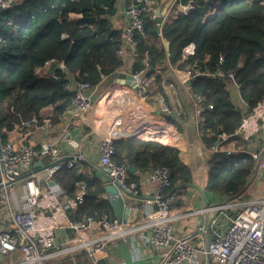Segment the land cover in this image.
<instances>
[{"label": "built area", "instance_id": "obj_1", "mask_svg": "<svg viewBox=\"0 0 264 264\" xmlns=\"http://www.w3.org/2000/svg\"><path fill=\"white\" fill-rule=\"evenodd\" d=\"M24 1L0 0V13ZM196 4L197 0H170L165 5L163 2L154 4V0H127L122 9L125 39L117 53L125 56L129 49H134L137 35L145 34L147 16L157 19L158 7L161 8L160 15L164 21L173 12L185 15L191 13ZM69 16L78 19L74 12H70ZM189 45L183 48L179 63L194 54V51L188 50ZM222 62L223 55H220L219 64ZM59 68L66 69L63 61H60ZM99 70H102V66H99ZM37 72L47 73L43 68H38ZM169 72L178 76L184 73L182 82L189 91L192 76L209 74L224 81L237 105L247 107L235 71L227 72L221 68L213 72L201 70L197 62H187L181 67L169 59L166 70L149 63L148 72H130L134 76L130 79L115 77L96 100L87 93L92 82L82 79L79 72L71 73L64 83V89L71 94L73 109L62 124L55 122L50 114L39 112L22 119L10 130L3 129L0 134V264H44L52 257L79 250L85 251L95 264H100L109 258V241L117 237L129 240L133 246V256L142 259L144 256L141 246L136 243V233L159 249L160 257L156 259V264H264V195L248 200L234 199L227 205L209 206L216 210L227 206L236 212L225 229L214 232L213 236L208 234L206 244L199 247L187 236L177 235L172 224L171 210L176 194L164 193L171 183V168L165 164L150 166L143 175L154 192L141 198V187L131 178L128 162H118L114 158L118 140L136 137L177 148L181 161L201 175L200 188L210 172L211 153L220 149L250 152L257 160V172L264 171V142L258 150H250L246 143L241 145L242 140L247 142L258 132L264 137V97L233 133H221L213 148H198L178 129L173 119L174 113L181 115V112L172 109L164 93L174 89V83L167 76ZM155 73H159V80ZM107 76L103 74L102 80ZM118 78L124 80L123 87L109 92L105 104L96 107ZM125 95L130 98L122 99ZM193 99L194 110L199 116L205 97L193 93ZM213 107L212 103L208 104L209 109ZM80 124L87 125L90 131L99 136L101 169L118 188V195L124 201L128 200L131 208H138L140 213L136 218L122 220L109 214L100 218L88 214L83 219H70L67 226L74 228L76 233L59 242L54 231L58 223V211L61 207L77 208L88 194L84 183L79 185L75 194H68L55 180L61 169L80 167L91 154L92 150L83 146L74 132ZM36 129L54 134L57 144L34 142L32 134ZM39 160L46 162L38 167ZM19 186L22 193L17 190ZM45 195L57 197L56 203L37 207ZM42 210L48 212L44 215ZM194 211L196 208L188 205L181 210V215ZM203 227L209 230L206 225Z\"/></svg>", "mask_w": 264, "mask_h": 264}, {"label": "trees", "instance_id": "obj_2", "mask_svg": "<svg viewBox=\"0 0 264 264\" xmlns=\"http://www.w3.org/2000/svg\"><path fill=\"white\" fill-rule=\"evenodd\" d=\"M92 6L93 0H26L0 13V134L49 105L53 120L61 121L71 102V94L64 89L69 74L79 72L82 79L99 83L103 74L113 75L123 67L125 56L117 53L125 39L123 30L108 29L104 22L92 21ZM215 6L216 0H197L191 13L173 12L162 24L161 34L157 32V19L147 17L145 34L136 37L141 56L146 52L157 58L165 56L164 41H169V59L175 65L183 67L187 62H197L201 70L235 71L246 108L237 105L224 81L204 73L189 81L190 91L205 97L199 129L210 148L221 133H233L264 97V0H221ZM70 12H83L84 19L71 18ZM191 43L195 44L194 54L179 63L183 48ZM52 60L63 61L66 69L37 72ZM140 68L135 65L133 71ZM123 83L114 82L108 93L123 87ZM209 103L214 105L212 109L208 108ZM116 150L114 158L118 162L123 151L138 150L136 166H169L172 179L164 191L166 195L195 182V171L181 161L175 147L133 137L118 140ZM209 166L206 191L233 198L247 193L254 185L258 167L250 152L223 149L211 153ZM83 178L73 168H63L57 174V181L71 194ZM74 209L72 218L113 215L110 201H98L96 192L90 189L84 202ZM45 264L94 262L79 250L52 257Z\"/></svg>", "mask_w": 264, "mask_h": 264}, {"label": "crops", "instance_id": "obj_3", "mask_svg": "<svg viewBox=\"0 0 264 264\" xmlns=\"http://www.w3.org/2000/svg\"><path fill=\"white\" fill-rule=\"evenodd\" d=\"M126 1L127 0H93V6L89 11V17L96 24L104 22L108 29L117 27L123 30L122 25L125 17L122 14V9ZM159 2H163V5H165L166 3H169L170 0H154V4H159ZM74 13H76L78 19H84L83 12ZM164 21L162 22V24L164 23ZM136 43L137 41L134 44V49H129L126 52L125 64L121 69H119L120 72H135L133 71L135 70V65L141 67L138 71L143 70L148 72L149 63L157 64L159 67H162L165 70L167 69L169 53L166 48L165 41L164 52L166 54L165 56H161V58L151 56L147 52L144 53L145 55H139L137 52ZM194 49L195 44L192 43V45H189L188 50L190 52L194 51ZM55 61L56 60H52L43 69L48 72L49 68ZM58 68L59 66L55 70H57ZM164 72L166 73V71ZM113 76L114 74L108 75L99 83H92V86L87 89V93H89L92 98L96 100L102 94L104 89L111 83L112 79L115 78V76L114 78H112ZM155 76L157 80L160 79L159 73H155ZM167 76L168 79L174 83V89L164 91V93L172 109L181 112V115H177L176 113H174L173 115V119L176 121L178 129H180L181 132L185 133L188 136L189 140L196 146H198V148H204L203 146L207 145L204 142L199 129V116L196 115V112L194 110L193 92L185 89V86L182 82V76H184V73H180V75L178 76V74L175 75L169 72ZM115 82L120 81L117 79ZM108 91L109 89L105 92V95L101 98V100L96 104V107H98L100 104H105L107 95L109 94ZM72 109L73 106L70 102L67 112H65L66 114L58 123L62 124L63 119H67V117L71 115ZM40 113L47 115L50 114L51 116H53L52 106L49 105L48 107L41 110ZM74 132L76 134V137L82 141L83 146H88V148L92 150L89 158H87V160L84 161L80 167L73 168L77 170L78 173L84 175V178L77 183L76 191L78 190L79 185L84 183L86 184L88 190L90 189L96 192L98 201H109V191L106 186L111 182L109 181L107 174L100 167V151L98 150L99 136L90 131V128L87 125L85 126L84 124H80L79 127L74 129ZM55 139L56 137L54 134H51L49 132L46 133L40 129L34 130L32 134V140L38 144H47L49 142H54V144H57L55 143ZM241 142V145H245L246 143L250 150H258V148L261 147L260 145L264 142V137L261 136V133L258 132L255 137L247 140V142H245L244 140H242ZM239 148L240 147H238V149ZM133 152L134 153H131L129 152V150L123 151L121 155V162L126 161L128 162L129 166H133L134 169H130V176L132 179L136 180L141 187V198H145L146 196L152 195V193L154 192V188L148 183L146 176L143 174L153 164L148 163L147 165L143 166L144 168L136 166V164H134L135 156H138V154L140 153L138 150ZM45 162L46 160H39L37 162V166L41 167ZM195 175L196 177L194 183L188 184L175 192L176 199L173 203V209L171 210L172 224L174 225L177 235L187 236L190 241H192V243L196 244L199 247H203L208 240V234H210V236H213L214 232L222 231L223 229H225L230 224V218L235 214L234 209H230V207L227 206L222 207L220 210H216L215 208L211 209L208 207L221 204L227 205V203L233 201L234 199H236L237 201L248 200L259 198V196L264 195V171L260 170L259 172H256L253 183L254 185L249 189L247 193L235 198L229 197L228 195H225L223 193L217 194L206 191L208 178L205 179V183L203 181V187L200 188V183L202 181L201 175L197 171H195ZM55 180L60 186L65 189V187L57 181V176ZM17 190H19V193H22L23 191L21 186H19ZM56 200L57 197L52 195L42 196L39 203L37 204V207L39 206L40 208L41 205L55 204ZM124 202L125 207L131 208L130 206L132 205H130L131 203L128 202V200H125ZM188 205H193V208H196V211L181 215V210H183ZM73 209L74 208L65 209L61 207V209L58 211V223L55 226L54 231L59 242H63L67 237H70L71 235H74L76 233V230L74 228L67 226V222L70 219H83L88 216L84 215L82 218H72L71 212L73 211ZM42 211L44 215L46 212H48V210ZM109 215L113 218H117L114 207V216L111 214ZM96 218L99 217L96 216ZM44 219L45 217L42 216V220ZM205 225L209 226V230L206 231L204 229L203 226ZM136 243L139 244L142 248V253L144 256L142 259H136L133 256V246L131 245V242L129 240L126 241L121 237H117L109 241L108 245L110 246L111 251L109 258L103 260L100 264H156V259L160 257L159 249L150 244L147 239H145L138 233H136Z\"/></svg>", "mask_w": 264, "mask_h": 264}, {"label": "water", "instance_id": "obj_4", "mask_svg": "<svg viewBox=\"0 0 264 264\" xmlns=\"http://www.w3.org/2000/svg\"><path fill=\"white\" fill-rule=\"evenodd\" d=\"M160 11H161V8L158 7L156 9V14H157V22H158V32L161 31V28H162V22H163V17L160 15ZM165 45H166V48L167 50L169 49V45H170V42L169 41H165ZM60 62L58 60H56L52 66L49 68L48 72L49 73H53L54 70L59 66ZM114 76L115 77H128L129 79L130 78H133V74L130 73V72H120V71H115L114 73ZM133 84H135V82H132ZM129 168L131 170H133V166H129ZM51 183H54V180H51L50 181ZM106 188L108 189L109 191V201L112 205V207H114V210H115V214L117 216V219L118 220H122L123 218H136L138 217L139 215V209L138 208H129V207H125V202H124V199L123 197H121L120 195H118L119 193V190L118 188L110 183L106 186ZM209 225V224H208ZM206 226L208 229H209V226Z\"/></svg>", "mask_w": 264, "mask_h": 264}, {"label": "rangeland", "instance_id": "obj_5", "mask_svg": "<svg viewBox=\"0 0 264 264\" xmlns=\"http://www.w3.org/2000/svg\"><path fill=\"white\" fill-rule=\"evenodd\" d=\"M220 2H221V0H216V6H215V8L220 4ZM112 78H114V76L112 77ZM114 81V79H112V81H111V83ZM238 210V209H237ZM235 211V210H234ZM236 212V211H235ZM232 213H233V211H232Z\"/></svg>", "mask_w": 264, "mask_h": 264}, {"label": "bare ground", "instance_id": "obj_6", "mask_svg": "<svg viewBox=\"0 0 264 264\" xmlns=\"http://www.w3.org/2000/svg\"><path fill=\"white\" fill-rule=\"evenodd\" d=\"M118 80H119L121 83H123V82H124V80L122 81V79H120V78H118Z\"/></svg>", "mask_w": 264, "mask_h": 264}]
</instances>
